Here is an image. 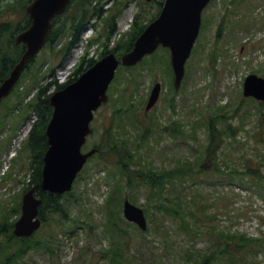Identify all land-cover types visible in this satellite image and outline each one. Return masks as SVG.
Here are the masks:
<instances>
[{"label": "rangeland", "instance_id": "rangeland-1", "mask_svg": "<svg viewBox=\"0 0 264 264\" xmlns=\"http://www.w3.org/2000/svg\"><path fill=\"white\" fill-rule=\"evenodd\" d=\"M11 1L16 0L0 1V23L4 20L15 23L22 19V14L16 9L10 13L4 12L6 4ZM159 1L133 0L129 3L117 20V32L109 39L111 28L106 18L110 12L93 17L81 34V41L72 47L68 57L59 52L67 37H63V42L58 46H45L30 69L25 71L21 88L17 87L0 106V131L4 129L0 135V145L6 146L10 137L14 136V139L21 132L24 137L30 131L26 128L27 124L35 119L34 114L19 123L16 116L5 118L7 107L14 106L19 99L18 90L28 92L27 101L37 86L55 79L65 81L81 57L89 53V57L100 58L104 43L108 42L109 49L113 48L130 30L140 8L144 9L141 17L144 21L159 10ZM111 5L112 0H108L103 8L108 9ZM7 34L2 40L6 44L9 38ZM65 35H68V31ZM154 55L140 67L142 76L137 87L135 83L133 86L125 83L129 76L127 71L113 81L109 102L95 113L92 121L95 131L83 150L88 151L102 141L104 128L113 122L115 110L127 108L133 103L132 110L124 118L128 130L124 136L130 140L131 147H136L137 159L127 172L133 174L135 170L137 176L143 177L137 171L140 169L138 166L151 165L155 170H162L180 166L186 160L196 162L197 170L186 173L185 180L168 182L165 194H158L151 192L141 180L135 179L132 187L126 186V176L115 163L111 165L94 157L75 181L76 197L70 201L71 215L85 222L72 227L77 224L51 220L36 232V237L41 240L53 239V252L47 248L31 250L16 264H111L106 251L115 246L113 242L116 238L109 226L111 214L106 201L117 186V180L122 186L125 185L119 195L128 196L133 203L145 210L147 208L150 213L149 230L141 231L126 219H121V215L117 218L128 229L127 235L123 236L126 243L122 250L126 262L188 264L196 260L202 262L205 256L215 254L216 259L212 264H264V197L250 183H244V186L239 181L242 176L244 180H257V172L243 174L240 170L261 167L264 171V104L243 94L247 75L256 73L264 76V0L211 1L204 11L203 26L187 62L186 76L179 91L173 86L168 65L170 58L172 67L169 51L159 49ZM148 62L156 67L152 70ZM156 81L163 85L161 96L145 116V105ZM174 97L171 104L170 99ZM134 114L145 124L154 127L150 137L142 139L141 131L133 124ZM120 115L118 113L116 124L120 123ZM213 118L220 128L228 124L236 128L235 136H226L219 154L222 172L213 171V160L206 161L205 158L207 125ZM155 120L159 123H155ZM167 126L168 130L165 129ZM179 127L184 130L181 132L183 135H174L172 131L180 132ZM118 133H124L123 126ZM13 139L11 147L15 142V151L21 149L22 140L19 143L18 139ZM7 150L0 153V201L5 202V207L14 209L22 201L24 188L30 179V158L28 152L24 151L16 155V162L6 164L4 156ZM202 164L210 172L202 170ZM8 172L11 176L3 179ZM179 202L186 213L196 212V218H188L194 223L192 229L179 214L173 212ZM114 208L117 209L118 205ZM18 216L14 214V220ZM221 232L246 234L257 238V242L239 243L235 248L228 249L230 244L235 245L236 240H229L220 235ZM0 240L4 241V238L0 237ZM240 245L243 248L237 250Z\"/></svg>", "mask_w": 264, "mask_h": 264}, {"label": "trees", "instance_id": "trees-1", "mask_svg": "<svg viewBox=\"0 0 264 264\" xmlns=\"http://www.w3.org/2000/svg\"><path fill=\"white\" fill-rule=\"evenodd\" d=\"M106 1L108 0H72L66 12L62 15L56 16L53 19L54 25L51 30L48 44L50 46H58V43L63 42V37H67V39L65 40V42H63L61 48L59 49V52H62L64 57H68L71 53L72 47L76 43L81 41V34L83 33L84 28L89 24V21L95 16H103L106 11L110 12V15L107 16L106 20L111 28L108 39L111 38L112 34L117 32L118 30V18L124 12L126 7H128L129 3L133 0H112V5L108 9L103 8V4ZM29 2H31V0L11 1L6 4V7L4 9V12L8 13H10V11L12 10L15 11L16 9L17 12H20L22 14V19L15 23L10 20H4L0 23V84L6 77L9 76L14 65L18 62L25 50L24 44H17L15 42V35L18 32L26 29L31 23L26 13V6L29 4ZM163 3L164 0H160L159 10L156 13L148 16L144 21H142L141 18L144 9L140 8V12L138 11L136 13L130 30L128 32H125L118 40L116 45L111 49H109L108 42H105L104 50L100 54V57L111 51H114L118 55H121L123 52L131 49L135 40L143 32L148 23L151 22L159 14ZM67 31L68 35H65ZM8 32L9 34H7ZM6 34L9 36L7 44L2 42L4 35ZM97 39L98 38H92V40ZM152 56L155 55L153 54ZM148 58L149 57L145 58L144 61H146ZM34 61L35 59H32L30 61V64L27 66L28 70L30 69L31 64ZM96 61L97 60L94 57L89 58L87 53L86 55L81 57L80 61L75 67V70L69 74L68 79L65 82H60L58 79H55L47 82L46 84H41L37 86V90L35 91L34 95L27 101L25 100L26 96L29 95L27 94L28 92L23 93V90H18V101L14 104V106L13 104L9 105L7 107V112L5 113L6 119H9L11 116H16V120H18V123L22 120L28 119L32 114L36 115V119L33 123L32 129L30 130L27 138L24 140L23 146L20 149V153L27 151L30 158V179L27 182L28 185L24 188V191L34 187L37 194L42 198L43 201L40 205V217L43 220V226L48 224L51 220H58L65 224H67L68 222L77 224L72 227H78L81 223L85 222L80 218H75L71 215L72 210L70 207V201L76 197L74 190L64 194L45 191L42 189V178L44 156L49 147L47 127L51 120L54 109L49 100L52 93L51 89L54 88V90H57L75 81L86 69L92 66ZM144 61L133 67L119 68L120 74H123L125 71L129 73V76H127V80L125 81L127 86H133L134 83L136 84V87L139 85L140 78L142 76L140 67L142 66ZM152 65V63H149L150 68L153 70V67L156 66ZM168 65L170 68L169 70L171 73V77H173L170 58L168 60ZM21 82L22 81L20 80L17 85L19 89L22 86ZM174 99L175 97L170 99L171 104L174 102ZM263 104L264 103L261 102V105ZM174 105L175 104H173L172 106ZM133 106L134 104L130 103L127 108H120L114 111L113 122H110V125L104 128L105 131L103 132L102 141L95 145L98 148L96 157L98 158V161L100 160L109 162L111 165H114L115 163L116 166L119 167L120 171L126 176V186L132 187L134 185L135 179L141 180L146 183L151 192L165 194V191L167 190L166 184L168 182L173 180H185L184 175L186 173H192L197 170L196 162L194 163L190 160H186L180 166L162 170H155L151 167V165L138 166L140 169L137 171L144 175L143 177L137 176L138 174L135 170H133V174L127 172L128 168L131 165L135 164L137 159L136 147L135 149L131 147L129 144L130 140L124 136V134L128 131L125 124L126 120L124 118L132 110ZM17 108H19L18 112L16 111ZM118 113H121L122 115H120V123L116 124ZM144 115L148 116V114L145 112ZM132 116L133 124L135 126H138L139 130L141 131L140 133L142 134V139L144 140L146 137H150V135L154 131V127L152 125L145 124L144 120H139L137 115L134 114ZM155 123H159V121L155 120ZM121 126L124 127L123 134L118 133ZM165 129L168 130L169 126L165 127ZM235 129L236 128L233 124H228V126L220 128L215 118L209 121L207 125L208 141L205 147V158L206 161L210 159L213 160L211 162L213 171L217 170L222 172V162L219 154L225 143L226 136L233 137L236 135ZM3 131L4 129L0 131V135ZM178 131L180 132H177L174 129L172 133L174 135H177V133L182 134L181 132H184L182 127H179ZM13 137H10L8 139L9 141L6 143V146L0 145V153L2 152V150H7V148H10ZM17 160L18 157L14 160V162H16ZM201 168L202 170L210 172V170L206 169L203 164L201 165ZM235 170L238 172L241 171L243 174L257 172V180H244V177L242 176L241 180L239 181L240 184L244 186V183H250L255 187L256 191L258 189L264 197V171L261 167L259 169L247 168L240 171L238 169ZM9 176H11L10 172H8L7 176H4L3 179H6ZM2 182L5 183V180H2ZM124 188L125 185L122 186L120 180H117V186L111 192L106 203L111 214V217L109 219V226L112 230L113 237L116 238V240L113 242L115 246H111V248L106 251V256L110 258L111 264H132L125 261L126 257L122 253L123 245L126 243V241L123 239V236L127 235L128 229L122 225L120 220L117 219L118 216L121 215V219L125 220L124 216L122 215V200L124 201L125 196L123 197L119 195L121 190H123ZM4 203L5 202L0 201V215H2V221H0V237L4 238V241L0 240V264H16L21 257L27 255L31 250L47 248L50 252H53V239H38L36 237L38 232H35L31 237L22 238H19L16 234H14L13 229L15 220L13 216L14 214L20 215L21 201L19 202L18 206L14 207V209H11L10 206L5 207L6 205ZM179 203L176 205V207L173 208V212L176 215L179 214L180 218L188 225L190 229H192L194 227V223L188 220V218L190 216L196 218V212L194 210L190 211V214L186 213L183 210L182 203ZM115 205H118L117 209L114 208ZM147 216L148 218H150L149 212L147 213ZM127 222L135 226V224L129 221ZM220 235L226 236L231 241L236 240L235 245L232 246V244H230L228 246V249L235 248L239 243L241 245H244L249 242H257V238L249 237L246 234H226L225 232H221ZM241 245L237 248V250L243 248L241 247ZM215 259V254L207 255L202 262H200V260H196L188 264H212Z\"/></svg>", "mask_w": 264, "mask_h": 264}, {"label": "water", "instance_id": "water-1", "mask_svg": "<svg viewBox=\"0 0 264 264\" xmlns=\"http://www.w3.org/2000/svg\"><path fill=\"white\" fill-rule=\"evenodd\" d=\"M211 0H165L159 15L136 39L134 46L121 57L111 52L103 56L78 79L50 96L54 107L48 124L49 147L44 157L42 189L57 194L72 190L74 181L96 148L84 152L83 145L93 132L91 122L103 103L109 101L108 89L121 65L133 66L160 46L171 51L174 86L179 90L186 74V63L200 35L203 11ZM71 0H33L26 6L31 24L18 33L15 40L26 49L9 76L0 84V103L19 81L29 60L35 57L49 39L55 16L64 13ZM162 83L156 82L151 90L146 109L159 100ZM244 96L264 101V77L252 73L244 82ZM42 198L35 188L23 196L22 214L15 222L14 233L29 237L42 225L40 205ZM125 217L148 228L145 210L126 198Z\"/></svg>", "mask_w": 264, "mask_h": 264}, {"label": "bare ground", "instance_id": "bare-ground-1", "mask_svg": "<svg viewBox=\"0 0 264 264\" xmlns=\"http://www.w3.org/2000/svg\"><path fill=\"white\" fill-rule=\"evenodd\" d=\"M195 44H196V43H195ZM172 68H173V65H172ZM39 229H40V228H39ZM39 229H37L35 232H37ZM35 232H34V233H35ZM34 233H33V234H34ZM33 234H32V235H33ZM32 235H31V236H32ZM18 237H19V236H18ZM19 238H22V237H19Z\"/></svg>", "mask_w": 264, "mask_h": 264}]
</instances>
